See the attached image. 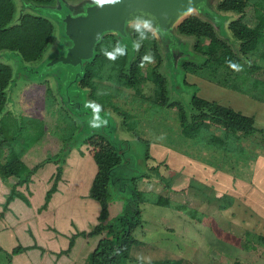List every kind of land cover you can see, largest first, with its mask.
<instances>
[{
	"label": "rangeland",
	"instance_id": "obj_1",
	"mask_svg": "<svg viewBox=\"0 0 264 264\" xmlns=\"http://www.w3.org/2000/svg\"><path fill=\"white\" fill-rule=\"evenodd\" d=\"M14 1L18 7L17 15L19 16L21 1ZM71 1H74L71 3L76 5L83 0ZM39 13L51 19L56 27L50 48L43 59L27 66V68H22L18 58L11 53L0 54V62L11 65L15 73L13 85L10 88L9 105L7 106V110L11 112L8 116L13 118L7 120V116L3 120L5 123H11L12 130L10 132L0 131V139L7 138L9 140L6 143L3 156L0 158L2 163L7 161L12 154L11 151L22 157L31 167H34L57 156L63 159L62 152L67 150L72 152L76 149L84 156L91 154L93 150V146L84 143V137L89 136V133L83 135L81 131L76 130V124L72 122L70 124L69 120L70 115H73V122L76 121L78 125L79 118L77 116L84 115V113L80 112L77 107H71L64 96L66 86L74 82V78L79 75V67L73 68L62 65L49 67L55 59L62 55L64 45L67 42L61 19L68 14V9L61 7L59 0H56L52 6H43ZM218 14L217 10L215 14L208 16L215 17ZM222 14L229 16V22L240 17L234 13ZM220 19L222 18L219 17ZM245 21L250 27H255L258 24L253 6L247 9ZM175 35L177 36V33ZM189 38L191 39L184 41L185 44H188V48L186 49L181 45V51L175 53L179 55L184 53V57L180 61L182 63L193 61L202 64L205 58L194 49L196 39ZM178 42L181 44L180 41ZM165 51L162 48V53ZM252 62L264 67L263 55L254 57ZM153 65L145 66L144 73L147 74L151 69L150 66ZM164 67L165 65L163 71L166 73ZM188 74H192V72L186 73L182 69L179 73H175L172 69L167 73V76L172 79L170 85L172 100L182 102L186 106L189 105L194 94L199 95L201 85L207 91L209 90L205 84H193L194 80L192 83L189 82ZM253 77L264 80V68L256 72ZM234 81L230 79L231 83ZM79 82L73 87L74 95L77 90H82ZM110 84L114 88H110L107 93L99 86L100 95L103 96V104L106 102L107 107L103 108V111L99 110V112H94L92 107H89L88 110L92 114L91 117L94 116V119H97L99 125L98 129H93V132H99L104 137L111 138L116 151L127 161L125 165L127 172L124 171L125 173H123L118 170V177H115L114 198L117 196V200L113 201L112 211L115 216L119 215L124 206V200L127 198L120 192L121 189L122 191L128 189L134 193L131 178L134 175H143V173L150 175V179L138 182V189L141 190V196L145 201L157 199L158 195L156 196L155 193L164 195L172 201L171 207L147 202L136 205L142 210L143 226L138 228L134 235L142 243L133 248L132 259L129 264H236L238 261L244 264H264V241L258 240L259 236H264V210L257 207L255 202H251L250 205L247 203L257 196V192L249 191V194L242 197L238 184L234 183L232 178L220 176L221 174L209 170L202 163L161 144L164 133L161 132L157 135V132H152L147 128L148 118L152 115L150 110L154 105L153 98L156 99V86L151 81L148 80L144 83L140 95L128 90L125 91V95L121 88H117L114 83ZM48 86L52 87V95L51 97L48 95L49 102H45L44 96L47 94ZM196 89H199V92ZM242 89L248 92L254 91L252 85L242 86ZM90 93V91L83 93L82 99H80L81 103L90 101ZM249 99L256 101L251 96ZM52 101L55 102L52 103ZM216 101L228 103L221 101V99ZM60 103L63 104L61 107L65 105V112L60 113V108H58ZM261 105L264 104L261 103ZM261 105L258 108L250 106L240 110L245 115L255 117L259 128L264 127V106ZM175 113L172 112V117L167 121L168 125L173 127H177ZM91 119L93 120V118ZM67 122L69 124L65 125ZM3 125L4 123H0V129ZM15 137L16 139H14ZM143 138L151 140L150 158L148 159H146L147 153L145 156L141 153L147 151L145 146L142 147L139 144V139ZM153 141L155 143H152ZM246 146L251 145L247 143ZM74 153L76 156H73V161L71 160V165L68 167L69 174H71V169L74 173L73 170L78 167L76 164L82 160L78 153ZM257 153L259 155L258 162L251 163V167L245 169L244 176V179L249 181L253 187L256 186V183L252 185V180L258 163L262 159L264 161V153L262 151H257ZM135 159L138 160V163H131ZM50 166L52 165L40 170L36 178L34 177V187L31 186L30 190H26L25 187L19 188V191H24L23 193L33 202V207L18 198L12 203V211L5 219L2 218L6 212L4 205L9 194L7 191L11 192V189L6 187L0 176V264H56L54 256L48 255V259L47 256L41 258L39 250H27L29 252L12 255L16 247L27 248L36 243L46 248L56 249V246L48 243L49 237L54 234L48 229L55 230V226H61L64 231L70 233L67 229L68 223L65 226L64 217H61L59 223H56V216L53 213L46 212L43 214V211H40L46 202L47 192L54 183L52 179L49 182L50 176L47 177L48 171L51 169ZM154 166L158 167L157 172L152 169ZM79 167L82 173L87 172L88 174L90 171L89 160L87 165L83 162ZM260 168L264 170V162L260 164ZM126 173H130L127 174V179L123 178L119 182ZM39 174L40 176H38ZM148 174H144V176ZM158 174H161L165 180H156ZM74 178L72 183H67V193L68 195L73 193L76 196L77 193L86 190L89 186L90 177H87V181L85 177L77 179L74 176ZM72 180L73 177L69 178V182ZM79 184L81 189L78 192L77 186ZM224 195H231L235 197L236 201L234 207L227 213L220 211V202L218 199L217 201L214 200V197L218 198ZM80 197L85 200L88 195L83 192ZM178 206H184L185 209H178ZM70 207L74 209L75 213H80L74 197L70 198ZM244 220L246 221L243 225ZM73 227L79 230L76 222ZM59 244L61 250L66 248L64 244ZM76 246L77 255L86 262L89 258V255L86 256V259L84 258L88 251L87 246H89L86 239L80 238ZM71 262L65 261L64 264H72Z\"/></svg>",
	"mask_w": 264,
	"mask_h": 264
},
{
	"label": "trees",
	"instance_id": "obj_2",
	"mask_svg": "<svg viewBox=\"0 0 264 264\" xmlns=\"http://www.w3.org/2000/svg\"><path fill=\"white\" fill-rule=\"evenodd\" d=\"M20 1L18 16V7L14 0H0V54L11 53L18 58L22 68H27V66L42 60L50 48L56 27L51 19L41 15L39 11L43 6L53 5L56 0ZM251 6L255 8L258 20L255 27H250L245 21L247 9ZM217 10L219 14L215 17L191 16L179 27L177 32L178 41L186 49L188 44L184 43L185 39H191L189 37L196 39L194 49L205 58L202 64L193 61L180 62L184 53H181L182 55L167 51L162 53V47L156 36L151 31L139 26L134 29L130 40H122L115 35L105 37L98 44L94 59L86 65L85 76L79 83L81 89L91 92L89 97L92 100L90 99L88 104L94 102L103 111L107 105L106 102L103 104L100 87L107 93L110 88H114L110 83H114L117 88H121L125 95L126 90L140 95L144 83L148 80L151 81L156 86V99L153 98L154 105L150 110L152 115L148 118L147 128L152 132H157V135L161 132L164 133L162 145L214 168L216 172L233 175L237 180L244 179L245 169L251 167V163L257 162L259 159L257 151L264 153V127H257V121L253 116L237 112L233 108L204 99L197 94L192 96L188 106L172 100L170 92L172 79L167 76L171 69L175 73H179L182 69L186 73L192 72L193 75L201 76L211 82L251 96L252 99L264 104V80L253 77L264 67L252 62L254 57L263 55L264 58V0H221L217 5ZM222 13H234L240 17L229 22V16H223ZM219 17L222 19L219 20ZM134 44L138 45V50ZM118 46L124 48V54H116V59L110 60L105 52L115 53ZM144 56H152L156 63L144 62V66L140 67ZM147 65L153 66H150L151 69L146 74L144 67ZM164 65L166 73L163 71ZM14 74L11 65L0 62V123H4L0 131L10 132L12 130L11 123H5L3 120L11 114L7 110V106ZM230 79L235 81L231 83ZM246 85H252L254 91H244L242 86ZM196 90L199 92V89ZM51 92L52 87L48 86L47 94L44 96L45 102H49L48 95L51 97ZM54 102L52 101V103ZM62 105L60 103L58 107L60 113L66 111L65 105L61 107ZM114 108L118 110L117 107L114 106ZM88 109L87 106L80 109L84 115L77 116L79 118L78 125L76 121L73 122V115H70L69 120L70 124L71 122L76 124V130L81 131L83 135L89 133V136L84 137V143L93 146L91 155L99 168L89 197L100 203L101 214L98 218L99 224L92 231L79 232L72 237L69 249L60 254L66 255L72 252L77 237L89 239L105 235L90 254L87 264H129L132 248L142 243L134 235L135 231L143 226L142 210L136 205L147 202L171 207L172 201L155 192L153 193L158 195L157 199L145 201L141 196V190L138 189V182L150 179V175L148 173L134 175L131 178L134 193L128 189L124 191L121 189L120 192L127 198L124 200L122 211L115 216L112 211L113 201L117 200V196L114 198L115 177H118V170L123 173L127 172V168H125L127 161L116 151L111 138L104 137L99 132H93V129H98V127L91 129V122L94 120L97 124L98 121L94 119V116L91 117L92 114ZM85 110L87 112H84ZM172 112H176L177 127L167 123L168 119L172 117ZM12 118L8 116L7 120ZM87 119L89 120L87 121ZM68 124L69 122L65 125ZM8 141L7 138L0 139V158L3 156ZM139 141L142 147L147 148V151L141 153L144 156L147 153L146 159L150 158L151 140L143 138ZM154 141L152 143H155ZM247 143L251 146H246ZM11 152L12 154L6 162H0V176L4 183L11 188L4 205V211H7L10 204L17 198L31 206V201L19 191V188L25 186L29 188L32 177L40 169L47 164L56 163L59 165L58 172L52 179L53 186L47 192L46 202L41 208V211L47 210L54 194L58 192L59 182L62 180L64 172L63 166L66 164V157L71 150L62 152L63 159L57 156L34 167H31L15 152ZM137 161L135 159L131 163L137 164ZM152 169L157 172L158 167L154 166ZM127 174L130 173L121 177L119 182L123 178L127 179ZM144 174L148 175L144 176ZM155 179L165 180L161 174H158V178ZM217 199L220 202V211L233 207L235 203V197L231 195L214 197L215 201ZM177 208L185 209L184 206ZM260 239L264 241L263 237ZM24 251H27V248L19 246L13 250L12 255L21 254ZM236 264L244 263L238 261Z\"/></svg>",
	"mask_w": 264,
	"mask_h": 264
},
{
	"label": "water",
	"instance_id": "obj_3",
	"mask_svg": "<svg viewBox=\"0 0 264 264\" xmlns=\"http://www.w3.org/2000/svg\"><path fill=\"white\" fill-rule=\"evenodd\" d=\"M220 0H117L116 3H98L84 0L63 19L67 39L61 56L49 67L56 65L80 69L75 81L66 86L65 99L78 109L84 91L73 92V87L85 76V67L96 54L98 44L110 35L130 40L134 29L148 25L161 47L168 52L181 51L176 38L179 27L191 16H208L217 12Z\"/></svg>",
	"mask_w": 264,
	"mask_h": 264
},
{
	"label": "crops",
	"instance_id": "obj_4",
	"mask_svg": "<svg viewBox=\"0 0 264 264\" xmlns=\"http://www.w3.org/2000/svg\"><path fill=\"white\" fill-rule=\"evenodd\" d=\"M188 80L191 83L194 80L193 84L198 85V84L202 83V84H205L206 87H208L209 90L207 91L206 88L203 85H201V87H200L201 91L199 92L200 97L207 99V100H210V101H216L217 99H221V101H227L228 102L227 104L219 102V101H216V102H219L222 105L224 104V106L233 108L237 112L243 113L242 111H240L241 109H245V108H248L250 106L258 108L261 105L260 102L253 101V100L249 99L248 96H246L242 93L231 90V89L226 88L224 86H221L219 84L217 85L214 82H211L205 78H201V77H198V76L193 75V74H188ZM228 94H229V96H227ZM208 98H211L213 100L208 99ZM261 106H264V105H261ZM74 152L78 153L80 158H82V160L79 161L80 163L76 164V165H78V167H76L73 170L74 173H72V169H71V171H70L71 174H69V170H68L69 168L68 167L71 165V160L73 161V156H76V155H74L75 154ZM81 155H83V154H81L80 151L74 149L66 157V164L63 166L64 172H63L62 180L59 182L58 192L56 194H54V196H53V198L49 204L48 209L43 211V214L46 212H50L51 214L53 213V215L56 216V218H55L56 223H59V219L61 217H64V219L66 221L65 226H66V223H68L69 227H67V229L70 231V233H68L67 231H64L62 229L63 227L61 228V226H55L54 227V228H56L55 230L54 229L53 230L48 229V231L54 233L52 236L49 237L50 240H48V243L52 246H56L57 247L56 249L46 248V247L38 245V243H36L33 246L27 247V250H29V251L39 250L40 251L39 254L41 255V258H45L47 256V259H48V255L54 256V258L56 260V264L57 263L58 264H61V263L64 264L65 261H67V262L72 261L71 262L72 264H87V261L84 262V260L77 255V253H76L77 246L76 245L73 248L72 252H70L69 254L64 255V254H60V253L69 249L72 237L77 235L79 232H84V231L90 232L93 230V228L95 226H97L99 224L98 218L101 214V205L99 202H97L96 200L91 199L89 197L90 190L92 188V184L94 182L95 177L98 174L99 168H98V165L96 164V161L94 160V158L91 154H88L86 156H84V155L81 156ZM88 160L90 163V168H89L90 171L88 174H87V172L82 173V170H80L79 166L83 162H84V164L87 165ZM263 162L264 161L262 159L260 161V163H258L257 169H256L254 177H253L254 179L252 180L250 178V180H252V185L256 183L255 187L251 186L250 182L247 181L246 179H240L239 178V179L235 180L236 178L233 177V175L225 174L222 172H217V173L221 174L220 176L232 178L235 181V182L234 181L233 182L238 184V187L240 190V195H242V197L245 196L246 194H249V191L257 192V196L255 198L250 199L247 203L250 205L251 202H255L257 207H261L262 210H264V170H261L260 164H263ZM199 163H201V162H199ZM49 165H52V166H50L51 169L48 171L49 175H47V177L50 176V180H49V182H50L51 179H53V177L56 176V174L58 172V166L59 165H57L56 163H50V164H47L45 167H43L40 170L47 168ZM203 166L207 167L209 170H211L213 172H216V170L214 168L206 166L205 164H203ZM40 170L33 176L32 183L30 184L29 188H31V186H33L34 177L36 178V175L40 172ZM38 176H40V174ZM74 176H76L77 179H79L80 177H85V180L87 179L88 176L90 177V180L88 181L89 186L86 188V190L79 192V190L81 189V185L79 184L77 186V191L79 193H77L76 196H74L73 193H71L70 195H68V193H67V183H72L75 180ZM72 177H73V180L69 182V178H72ZM6 187L9 188L7 185H6ZM29 188H27V186H25L26 190L27 189L30 190ZM9 189H11V188H9ZM247 189H248V192H247ZM22 191H23V189H22ZM83 192H85L86 195H88V198L85 200L80 197V194ZM7 193L10 194L9 191H7ZM72 197H74L76 199V203L80 209L79 214L75 213L73 211L74 209H72L70 207V198H72ZM14 202H12V203H14ZM12 203L9 206V210L5 212V215L2 218L5 219L9 215V213L12 211V205H13ZM234 205H235V203H234ZM31 207H33V202H31ZM233 207L225 210L224 212H226V213L229 212ZM41 208H40V211H41ZM249 209H250V207H249ZM245 221L246 220H244V222H242V224L245 223ZM75 222H76L79 230L75 229L73 227L75 225ZM104 237H105V235L100 236V237L89 238V239H86L84 237H77L76 238V244L80 238H84V239H86V242L89 245V246H87L88 251L86 252V254L84 256L85 259H86L87 255L90 256V254L96 249L100 239L104 238ZM260 237L261 236L258 237V240L261 241ZM262 237L264 238V236H262ZM59 243L64 244V246L66 248L61 250L60 249L61 245ZM137 246H139V245H137ZM24 248H26V247H24ZM133 248L131 251V259H132ZM29 251H27V252H29ZM24 252H26V251H24ZM87 260H88V258H87Z\"/></svg>",
	"mask_w": 264,
	"mask_h": 264
},
{
	"label": "clouds",
	"instance_id": "obj_5",
	"mask_svg": "<svg viewBox=\"0 0 264 264\" xmlns=\"http://www.w3.org/2000/svg\"><path fill=\"white\" fill-rule=\"evenodd\" d=\"M98 3H116L117 0H97ZM139 27V26H138ZM145 28L148 27L147 24L144 25ZM134 47L138 50V45L134 44ZM116 54H119V55H123L124 54V48L121 47V46H118L116 49H115V53H107L105 52V55L110 59V60H115L116 59ZM144 62H154V59L152 58V56H144L142 58V62H141V65L140 67H143L144 66ZM232 67H236L235 65H231ZM87 107H92L93 108V111L94 112H99L100 108L97 104H95L94 102H90ZM99 125L96 124L95 122H91V127L93 128H96L98 127Z\"/></svg>",
	"mask_w": 264,
	"mask_h": 264
},
{
	"label": "flooded vegetation",
	"instance_id": "obj_6",
	"mask_svg": "<svg viewBox=\"0 0 264 264\" xmlns=\"http://www.w3.org/2000/svg\"><path fill=\"white\" fill-rule=\"evenodd\" d=\"M84 1V0H83ZM71 2H74V1H71V0H59V4H60V6L61 7H65V8H67L68 9V13L70 12V11H72L78 4H76V5H73ZM63 3V4H62ZM81 3V2H80ZM49 6H52V5H49ZM49 6H46V7H49ZM83 90V89H82ZM84 92H85V90H83ZM91 101V100H90ZM87 104H88V102L86 103V106H87ZM85 106V107H86ZM85 107H83V108H85Z\"/></svg>",
	"mask_w": 264,
	"mask_h": 264
}]
</instances>
